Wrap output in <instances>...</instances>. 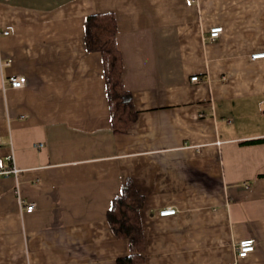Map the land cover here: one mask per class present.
Here are the masks:
<instances>
[{
    "label": "crops",
    "instance_id": "obj_1",
    "mask_svg": "<svg viewBox=\"0 0 264 264\" xmlns=\"http://www.w3.org/2000/svg\"><path fill=\"white\" fill-rule=\"evenodd\" d=\"M99 13L118 21L137 113L124 134L102 55L86 47V19ZM214 27L222 34L205 40ZM255 53L264 0H0V171L18 170L0 175V264H117L131 246L107 216L128 182L144 200L138 264H264ZM9 76L28 83L5 90ZM169 207L177 213L161 217ZM245 239L256 249L238 259Z\"/></svg>",
    "mask_w": 264,
    "mask_h": 264
},
{
    "label": "trees",
    "instance_id": "obj_2",
    "mask_svg": "<svg viewBox=\"0 0 264 264\" xmlns=\"http://www.w3.org/2000/svg\"><path fill=\"white\" fill-rule=\"evenodd\" d=\"M118 31V21L113 13L94 14L86 19L87 50L98 52L103 58L113 131L124 134L135 122L137 113L131 93L123 85V60L117 44ZM143 203V197L130 182L112 202L107 216L109 226L116 237L129 240L132 251L129 256L118 259L117 264H138L143 258L144 236L140 216Z\"/></svg>",
    "mask_w": 264,
    "mask_h": 264
},
{
    "label": "built area",
    "instance_id": "obj_3",
    "mask_svg": "<svg viewBox=\"0 0 264 264\" xmlns=\"http://www.w3.org/2000/svg\"><path fill=\"white\" fill-rule=\"evenodd\" d=\"M222 27H214L209 31V35L205 37V40L208 41H215L216 39L219 38V36L222 34ZM4 34L8 35L9 32L6 31ZM264 58V53H255L250 55L251 60H256V59H262ZM9 63H4L1 64V66H8ZM200 78L198 76H193L191 78V82L198 84L200 82ZM4 83V89L6 90L7 88H12V89H21L25 87L28 83L26 76H9L8 78H5L3 81ZM43 145L40 144V147ZM18 170L15 167L12 168H5L0 171V175H11L13 173H17ZM19 206H20V211L21 213H31L35 209V204L30 203L26 204L25 201L19 197ZM177 213V210L175 208L169 207L164 210H161L159 212V215L161 217H166V216H173ZM256 242L253 239H245L241 240L238 242L236 246V253H237V258L238 259H245L247 258L252 252L255 251L256 249Z\"/></svg>",
    "mask_w": 264,
    "mask_h": 264
}]
</instances>
